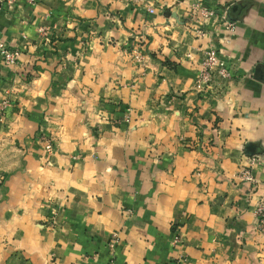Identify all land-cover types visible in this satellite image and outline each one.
<instances>
[{"label": "crops", "instance_id": "obj_1", "mask_svg": "<svg viewBox=\"0 0 264 264\" xmlns=\"http://www.w3.org/2000/svg\"><path fill=\"white\" fill-rule=\"evenodd\" d=\"M0 41V264H264V0H0Z\"/></svg>", "mask_w": 264, "mask_h": 264}, {"label": "built area", "instance_id": "obj_2", "mask_svg": "<svg viewBox=\"0 0 264 264\" xmlns=\"http://www.w3.org/2000/svg\"><path fill=\"white\" fill-rule=\"evenodd\" d=\"M194 12L197 14V17L200 19L201 22H205L209 18L214 17V11L211 8H207L204 6L195 5L193 7ZM148 11H151L150 9ZM222 22L223 27L230 31L233 28V23L225 20L223 16L219 18ZM198 35H203L204 31L200 29L196 30ZM37 34L39 38V42L41 45H48L50 43L51 33L47 27H38ZM21 50L19 48L9 49L6 45L0 41V64L6 67H15L18 58L20 56ZM134 58L137 61H140L142 56L136 52L134 53ZM215 73L219 77H227L228 73L221 67H216V51L213 47L208 48L207 50L203 51V55L199 62V68L196 76V84L207 86L210 84L212 80V74ZM8 106V100L3 98L0 100V117L2 115L3 110ZM43 148L45 151L49 152L52 149V141L50 138L42 137ZM254 159H250L249 166L244 167L241 169L238 174L239 177L251 184H254V179L252 178L250 166L254 162ZM253 214L255 216V227L256 232L262 236H264V193L260 195L255 204L253 209ZM113 240V239H112ZM114 241V240H113ZM112 242V241H111ZM49 264H54L50 261ZM111 264V262H109Z\"/></svg>", "mask_w": 264, "mask_h": 264}]
</instances>
